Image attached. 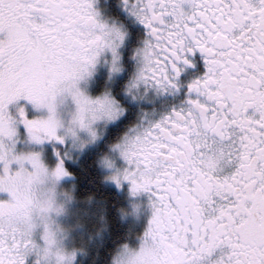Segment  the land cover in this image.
<instances>
[{"label": "snow or ice", "instance_id": "6c2138e0", "mask_svg": "<svg viewBox=\"0 0 264 264\" xmlns=\"http://www.w3.org/2000/svg\"><path fill=\"white\" fill-rule=\"evenodd\" d=\"M0 264H264V0H0Z\"/></svg>", "mask_w": 264, "mask_h": 264}, {"label": "flooded vegetation", "instance_id": "af4514ba", "mask_svg": "<svg viewBox=\"0 0 264 264\" xmlns=\"http://www.w3.org/2000/svg\"><path fill=\"white\" fill-rule=\"evenodd\" d=\"M139 200L141 201V205H140V209H141V211H142V217H141V219H139V220H136V221H132V219L130 218V216H128L129 217V219L131 220V224H134L135 226H136V230L137 231H141L142 230V228H143V225H144V223H145V218H146V209L144 208V205H143V203H142V201L144 200V198L143 197H140L139 198ZM128 206H131V204L128 202V201H125L124 202V209H125V212H127V210H130L129 208H128ZM127 214V213H126Z\"/></svg>", "mask_w": 264, "mask_h": 264}, {"label": "rangeland", "instance_id": "374dc122", "mask_svg": "<svg viewBox=\"0 0 264 264\" xmlns=\"http://www.w3.org/2000/svg\"><path fill=\"white\" fill-rule=\"evenodd\" d=\"M128 208H129L130 210H127L126 213H127L128 216H130V218L132 219V221H136V220L141 219V217H142V211H141L140 208L137 209V210H134V209L132 208V206H128ZM86 251H87V250H85L83 253H81V255H82V256H85V255H86Z\"/></svg>", "mask_w": 264, "mask_h": 264}, {"label": "trees", "instance_id": "16d2710c", "mask_svg": "<svg viewBox=\"0 0 264 264\" xmlns=\"http://www.w3.org/2000/svg\"><path fill=\"white\" fill-rule=\"evenodd\" d=\"M123 207H124V203H123ZM128 223L131 224V220L130 219H129ZM85 250H87L86 251V255H85V257H87L89 255V248H85ZM92 250L93 251H97L96 249H92ZM97 258H98V254H97V256L92 257V260L95 261Z\"/></svg>", "mask_w": 264, "mask_h": 264}, {"label": "clouds", "instance_id": "9594fccd", "mask_svg": "<svg viewBox=\"0 0 264 264\" xmlns=\"http://www.w3.org/2000/svg\"><path fill=\"white\" fill-rule=\"evenodd\" d=\"M128 221H129V217H128L127 215H125V216L123 217L122 222L127 224Z\"/></svg>", "mask_w": 264, "mask_h": 264}]
</instances>
